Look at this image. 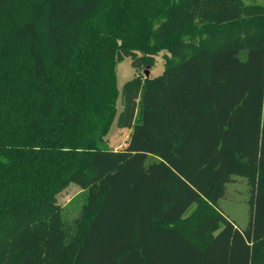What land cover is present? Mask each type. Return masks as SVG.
Here are the masks:
<instances>
[{
  "label": "trees",
  "instance_id": "trees-1",
  "mask_svg": "<svg viewBox=\"0 0 264 264\" xmlns=\"http://www.w3.org/2000/svg\"><path fill=\"white\" fill-rule=\"evenodd\" d=\"M0 264H264V0H0Z\"/></svg>",
  "mask_w": 264,
  "mask_h": 264
},
{
  "label": "rangeland",
  "instance_id": "rangeland-1",
  "mask_svg": "<svg viewBox=\"0 0 264 264\" xmlns=\"http://www.w3.org/2000/svg\"><path fill=\"white\" fill-rule=\"evenodd\" d=\"M163 69V50H160L156 56V63L151 65L148 70L151 76H157L163 72ZM114 70L116 73V87L121 92L123 84L133 77L134 67L127 57L118 62ZM130 132V128H120L114 122L108 134L110 146L115 149L124 147L127 144ZM57 200L63 205L66 223L73 227L75 218L82 213L86 191L81 189L79 185L71 183L58 193ZM219 204L224 213L238 227L245 228L249 221V186L247 181L239 177L234 182L229 183L226 195L220 199Z\"/></svg>",
  "mask_w": 264,
  "mask_h": 264
},
{
  "label": "water",
  "instance_id": "water-1",
  "mask_svg": "<svg viewBox=\"0 0 264 264\" xmlns=\"http://www.w3.org/2000/svg\"><path fill=\"white\" fill-rule=\"evenodd\" d=\"M150 66H151V65H147L146 69L144 70V73H145L146 76H149V75H150V74H149V70H148V68H149Z\"/></svg>",
  "mask_w": 264,
  "mask_h": 264
}]
</instances>
